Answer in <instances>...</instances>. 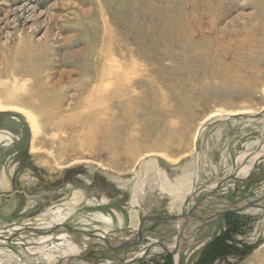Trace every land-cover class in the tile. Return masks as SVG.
Masks as SVG:
<instances>
[{"label": "rangeland", "instance_id": "rangeland-1", "mask_svg": "<svg viewBox=\"0 0 264 264\" xmlns=\"http://www.w3.org/2000/svg\"><path fill=\"white\" fill-rule=\"evenodd\" d=\"M18 46L74 71L75 81L61 131L45 129L33 110L35 134L25 114L0 109V235L64 223L115 245L144 216L187 212L255 157L253 172L216 195L238 202L264 192V0H0V72L5 62L16 65ZM9 78L0 74L1 87ZM96 126L110 127L108 140L78 152ZM198 224L189 222L188 234ZM146 225L143 245L119 257L137 256L153 240L175 244L178 223ZM224 232L231 253L213 264H264L261 210L228 213L178 255L155 252L135 264H195ZM47 238L26 231L0 240V264H66L95 244L65 229ZM118 262L106 249L85 260Z\"/></svg>", "mask_w": 264, "mask_h": 264}, {"label": "bare ground", "instance_id": "bare-ground-1", "mask_svg": "<svg viewBox=\"0 0 264 264\" xmlns=\"http://www.w3.org/2000/svg\"><path fill=\"white\" fill-rule=\"evenodd\" d=\"M14 53H15L14 55H16V56H14V60L16 61L15 62L16 65L11 67V66L7 65L5 62V65H4L5 67H3L4 69H2V72H0V74L3 73L4 75H6V76L8 75L10 77L7 80V83H5L4 87H1V85H0V109H14V110H18V111L22 112L23 114H25L26 115L25 117H27L28 121L30 122L32 129L35 131V134H38V132H39L38 131V128H39L38 122L39 121H38L37 117L34 116V114L32 112L33 110L36 111L37 113L41 112L42 115L45 117L46 121L48 122V125H47V127H45V129L46 128H48V129L49 128H51V129L56 128V129L61 131V128L62 127L64 128L65 124L63 123V121H62L63 119H61L60 115L62 114V110H64L62 108H63V105H65L63 102L65 101L66 91L71 86V83H73L75 81L72 78H70L71 76L74 75V71L67 70V69L62 70L61 65H58V64L52 65L51 62H49V60H47L48 56L45 52L44 53L46 54L47 57L40 58V55H42V54L34 57V56H32V54H29V52H26V50L20 49L18 46V50L17 49L14 50ZM37 58H39V59H37ZM32 59L34 60L33 65L31 64L33 62V61H31ZM7 69L8 70L11 69L12 72L7 73ZM95 74H97L96 71H93L92 76ZM92 78H90V79H92ZM0 84H1V82H0ZM83 86H85V88H87L88 84H86V85L84 84ZM76 90L78 91V93L73 95V96L77 100L79 95L83 93V87L82 86L78 87V89H76ZM93 96L94 95L91 94V97H93ZM88 101H90V99ZM92 101H94V100H92ZM80 102L81 101H79L78 103H80ZM76 111H74V112H76ZM64 122H65V120H64ZM75 122H76V120H75ZM80 122H81V120H80ZM69 128H70V126H69ZM71 129H72V127H71ZM65 130H67V129H65ZM68 130L70 131V129H68ZM79 131H80V129L77 131V133ZM80 132L82 133V131H80ZM77 133L75 132L74 134L77 135ZM110 133L111 132H110L109 126H103V127L96 126L94 128H91V130H89L85 134V138L83 137V139L85 140V143L82 144L83 146H81V145H80L81 147L78 146V150H79L78 152L82 151L83 148L84 149L85 148H88V149L92 148V150H93L94 140H92V139H96L98 137H101L103 140H105V138L110 137ZM71 136H72V134L70 135V137ZM58 137H59V135H58ZM73 137H75V136H73ZM108 138H107V140H108ZM53 139H55V138H53ZM55 140H57V139H55ZM69 144H67L69 147L72 146ZM77 144L79 145V142ZM257 160H258V158L255 157L250 165L247 164V165L243 166L240 170L238 169L239 170L238 176L239 175L240 176L249 175V173L251 172L250 170L253 169ZM256 166H258V163L256 164ZM227 177H229V176H226L224 178H227ZM224 178H222L220 181L224 180ZM229 181H231V180H229ZM106 220L110 221V219H106ZM71 246H73V245H71ZM71 250L74 251V247Z\"/></svg>", "mask_w": 264, "mask_h": 264}, {"label": "water", "instance_id": "water-1", "mask_svg": "<svg viewBox=\"0 0 264 264\" xmlns=\"http://www.w3.org/2000/svg\"><path fill=\"white\" fill-rule=\"evenodd\" d=\"M256 166H254L253 170H255ZM252 170V172H253ZM251 175V174H250ZM234 180L235 182L237 180H244L236 175H230L227 178H224V180L218 182L215 184V188L208 191L204 197H201V199L195 201L190 209H188L187 212H182L180 214H163L161 216H153L149 215L142 219V221L139 224L138 231L136 232L135 236L132 239H128L124 242H121L117 245H113L109 239L105 235L94 233V232H88L85 229H78V228H72L71 226L63 223L56 224L54 227L50 228L49 230L40 229L39 227L36 228V226H24L22 228H19L18 231L11 237H5L0 235V239L3 241H9L14 239L17 235H19L21 232L24 231H30L38 234H43L48 236L49 238L53 237V234L59 230V229H65L69 231L72 234H81L84 235L87 239L96 240L97 242L91 246L88 250V252H85L82 255H72L68 257L69 263L71 262H78L79 264H88L85 263V260H87L93 251L98 249H106L110 252H113L117 259L118 263L116 264H135L136 262H139L143 259H146L153 255L155 252L158 253H167L171 255H178L183 242L186 240L194 241L196 239V235L198 232L205 226L214 223L224 215L228 213L237 214V215H243V214H249L251 210H258V211H264V192L260 195H257L255 198L251 200H245V201H238L233 202L226 199H223L221 197H218L216 193L220 190L225 188L226 183L229 180ZM216 197L217 201H211L209 197ZM215 211L213 214H209L208 211ZM197 219L199 220V223L196 228L193 230L191 234H188V227L189 222L192 220ZM154 223V224H162V223H168V224H179V231L176 235L175 244L171 247L164 242H160L157 240L151 241L143 251L130 259H127L126 257H119V252L125 251L129 248L133 247H139L143 245V242L147 239V232H149V229L146 228V224ZM66 263V264H69ZM90 264V263H89ZM100 264V263H97Z\"/></svg>", "mask_w": 264, "mask_h": 264}, {"label": "trees", "instance_id": "trees-1", "mask_svg": "<svg viewBox=\"0 0 264 264\" xmlns=\"http://www.w3.org/2000/svg\"><path fill=\"white\" fill-rule=\"evenodd\" d=\"M225 233L218 234L203 247L202 256L195 264H213L218 259L224 258L231 253L230 245L226 244L229 241V236Z\"/></svg>", "mask_w": 264, "mask_h": 264}, {"label": "crops", "instance_id": "crops-1", "mask_svg": "<svg viewBox=\"0 0 264 264\" xmlns=\"http://www.w3.org/2000/svg\"><path fill=\"white\" fill-rule=\"evenodd\" d=\"M0 183H3V182H0ZM135 214H136V213H135ZM136 215L139 216V213H137ZM144 217H146V216H144ZM144 217H143V218H144ZM143 218H142V219H143ZM142 219H141V220H142ZM140 222H141V221H140ZM140 222H139V224H140ZM139 224H138V225H139ZM138 227H139V226H138Z\"/></svg>", "mask_w": 264, "mask_h": 264}]
</instances>
